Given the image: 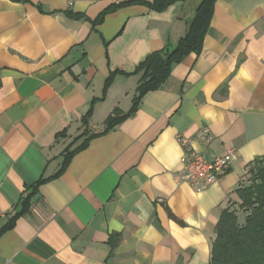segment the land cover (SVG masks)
<instances>
[{
    "label": "crops",
    "instance_id": "crops-1",
    "mask_svg": "<svg viewBox=\"0 0 264 264\" xmlns=\"http://www.w3.org/2000/svg\"><path fill=\"white\" fill-rule=\"evenodd\" d=\"M119 1L0 0V264H208L221 213L264 158V0H217L200 54L104 132L129 112L137 66L173 47L203 0L131 4L93 25ZM178 134L208 160L235 151L199 193L176 179Z\"/></svg>",
    "mask_w": 264,
    "mask_h": 264
},
{
    "label": "trees",
    "instance_id": "trees-1",
    "mask_svg": "<svg viewBox=\"0 0 264 264\" xmlns=\"http://www.w3.org/2000/svg\"><path fill=\"white\" fill-rule=\"evenodd\" d=\"M178 0H122L104 10L93 23H100L110 11L131 4L146 6L149 10L160 13ZM217 0H203L197 7L194 18L184 36L173 46H166L160 51L150 54L134 72L140 75L131 108L125 115H119L115 110L105 121L104 132L109 131L123 119L129 117L136 110L142 97L158 90L164 85L170 75L173 65L180 63L190 54L199 55L204 36L209 28L214 4ZM72 18L81 15L68 13ZM110 74L106 80L107 87L112 79ZM91 110L82 118V125H87ZM84 143L71 152L66 151L62 173L73 154L79 151ZM57 174V175H58ZM45 180H40L37 185ZM238 201L234 207L225 209L215 226V238L211 244L208 264H264V158H256L250 164L245 174L244 184L237 190ZM35 190L29 192L21 200V210L10 220L27 212L36 196Z\"/></svg>",
    "mask_w": 264,
    "mask_h": 264
},
{
    "label": "built area",
    "instance_id": "built-area-1",
    "mask_svg": "<svg viewBox=\"0 0 264 264\" xmlns=\"http://www.w3.org/2000/svg\"><path fill=\"white\" fill-rule=\"evenodd\" d=\"M200 139L207 145L212 137L208 130L203 129ZM176 140L183 148V154L180 158L183 169L176 175V179L179 183L188 184L197 193L225 174L235 158L234 149H228L225 153L208 160L203 154L192 149L190 139L178 134Z\"/></svg>",
    "mask_w": 264,
    "mask_h": 264
},
{
    "label": "water",
    "instance_id": "water-1",
    "mask_svg": "<svg viewBox=\"0 0 264 264\" xmlns=\"http://www.w3.org/2000/svg\"><path fill=\"white\" fill-rule=\"evenodd\" d=\"M38 200V196H36L33 200V203H35Z\"/></svg>",
    "mask_w": 264,
    "mask_h": 264
}]
</instances>
